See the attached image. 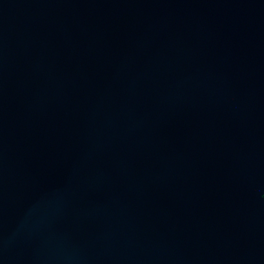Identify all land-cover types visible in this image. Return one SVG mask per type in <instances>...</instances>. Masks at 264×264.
<instances>
[{
    "label": "water",
    "instance_id": "1",
    "mask_svg": "<svg viewBox=\"0 0 264 264\" xmlns=\"http://www.w3.org/2000/svg\"><path fill=\"white\" fill-rule=\"evenodd\" d=\"M0 264H264V0H0Z\"/></svg>",
    "mask_w": 264,
    "mask_h": 264
}]
</instances>
